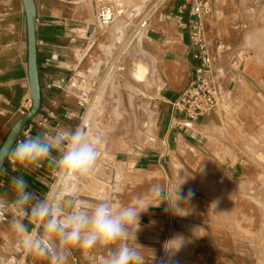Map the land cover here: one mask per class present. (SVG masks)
Listing matches in <instances>:
<instances>
[{
	"label": "crops",
	"instance_id": "obj_1",
	"mask_svg": "<svg viewBox=\"0 0 264 264\" xmlns=\"http://www.w3.org/2000/svg\"><path fill=\"white\" fill-rule=\"evenodd\" d=\"M33 1L41 105L23 130L32 136L75 130L83 119L79 98L68 84L80 72L105 61L104 51L116 33L110 26L114 21L107 28L98 25V0ZM189 2L136 0L138 22L143 24L140 42L147 59L134 63L132 76L145 92L155 91L157 108L149 130H140L133 145L99 151L95 171L82 179L77 199L93 204L108 200L114 207L129 205L136 194L158 184L171 203L183 183V194L193 192L191 200L181 206L182 214L188 215L166 211L168 202L161 201L141 216L136 241L143 246L144 264H157L165 255L163 245L176 234L183 235L186 243L173 257L174 264H264V65L248 52L253 37L245 32L247 26L252 35L258 30L251 15L258 0L211 1L205 33L221 92L216 112L196 121H187L174 110L195 66L184 27L188 14L184 12L182 22L177 15V9ZM26 54L22 1L0 0V146L30 107ZM51 56H57V61L46 64ZM138 69L139 78L135 76ZM19 139L25 138L20 135ZM4 168L6 174L0 175V201L5 205L0 209V264L12 257L16 264H48L25 248L24 237L10 226L14 215L10 181L23 175L29 190L40 199L59 201L66 190L46 163L26 172L7 160ZM24 222L29 232L37 228L42 232V222ZM136 241L130 237L128 243ZM104 257L103 249L75 248L68 264H103Z\"/></svg>",
	"mask_w": 264,
	"mask_h": 264
},
{
	"label": "clouds",
	"instance_id": "obj_2",
	"mask_svg": "<svg viewBox=\"0 0 264 264\" xmlns=\"http://www.w3.org/2000/svg\"><path fill=\"white\" fill-rule=\"evenodd\" d=\"M99 139H92L84 129L77 128L51 135H27L12 148L0 150V163L10 160L26 172L46 163L55 170L60 187L66 190L59 201L40 199L29 190L23 175L13 176L10 181L14 193L10 226L24 237L23 246L48 264H68L75 248L103 249V264H144L143 246L136 241L141 216L150 208L158 207L161 201L168 202L166 211L177 216L188 215L182 214L181 206L191 200L193 192L183 194V183L176 188L171 203L166 198V190L158 184L152 185L147 193L136 194L129 205L114 207L108 200L94 204L78 201L82 179L95 171ZM6 172L7 169L0 166V175ZM151 199L159 203L153 204ZM4 206V201H0V209ZM28 219L42 222V232L39 228L29 232L24 222ZM130 237H134L135 245L128 243ZM185 243L183 235H174L163 245L165 255L157 264H174L173 257ZM153 260L157 261L155 252Z\"/></svg>",
	"mask_w": 264,
	"mask_h": 264
},
{
	"label": "rangeland",
	"instance_id": "obj_3",
	"mask_svg": "<svg viewBox=\"0 0 264 264\" xmlns=\"http://www.w3.org/2000/svg\"><path fill=\"white\" fill-rule=\"evenodd\" d=\"M106 1L123 9V14L110 25L115 27L116 33L104 51L106 59L93 70L80 72L68 84L70 92L79 98L78 106L83 119L80 128L90 138H100L98 147L102 152L133 145L140 130H149L157 108L155 91L145 92L142 83L132 76L134 63L147 59L140 42L143 36L140 32L143 24L138 22L140 8L136 0H120L119 3ZM256 6L251 15L257 22L258 30H255V26L252 35L250 26H247L245 32L250 38L253 37L252 46L251 40L248 41V52L264 65V0H258ZM138 72L139 69L135 73L138 74L137 78L140 77ZM89 109H94L91 119L87 118Z\"/></svg>",
	"mask_w": 264,
	"mask_h": 264
},
{
	"label": "built area",
	"instance_id": "obj_4",
	"mask_svg": "<svg viewBox=\"0 0 264 264\" xmlns=\"http://www.w3.org/2000/svg\"><path fill=\"white\" fill-rule=\"evenodd\" d=\"M115 1L119 3L120 0ZM211 1L190 0L188 4L181 5L177 9L179 22H182L184 12L188 14L187 22L182 24L188 31L189 50L195 62L189 85L174 103L175 112L187 121H196L209 113L216 112L218 108L221 89L214 79L205 33V20L212 12ZM122 14L123 9L115 6L113 2L98 0L96 3V19L101 28H107ZM56 61L57 56H51L46 64ZM28 133L29 130H23L20 135L25 138ZM7 264H16L15 258H9Z\"/></svg>",
	"mask_w": 264,
	"mask_h": 264
},
{
	"label": "water",
	"instance_id": "obj_5",
	"mask_svg": "<svg viewBox=\"0 0 264 264\" xmlns=\"http://www.w3.org/2000/svg\"><path fill=\"white\" fill-rule=\"evenodd\" d=\"M23 4L26 24V63H27V81L30 92V107L28 111L20 117L10 128L7 136L0 146V150H8L17 142L22 130L38 113L41 105V89L38 78L37 67V47L35 38V17L36 9L33 0H21ZM6 160L0 163L5 166Z\"/></svg>",
	"mask_w": 264,
	"mask_h": 264
},
{
	"label": "bare ground",
	"instance_id": "obj_6",
	"mask_svg": "<svg viewBox=\"0 0 264 264\" xmlns=\"http://www.w3.org/2000/svg\"><path fill=\"white\" fill-rule=\"evenodd\" d=\"M137 44V43H136ZM138 51V50H137ZM136 73V72H135ZM139 73V72H138ZM137 75L138 74H135V76L137 77ZM139 78V77H138ZM98 105V104H97ZM98 108V107H97ZM96 108V109H97ZM94 115V109H89V111H88V116H87V118H89V119H91L92 118V116ZM94 117V116H93Z\"/></svg>",
	"mask_w": 264,
	"mask_h": 264
}]
</instances>
